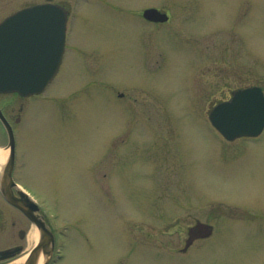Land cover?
Here are the masks:
<instances>
[{"label":"rangeland","instance_id":"obj_1","mask_svg":"<svg viewBox=\"0 0 264 264\" xmlns=\"http://www.w3.org/2000/svg\"><path fill=\"white\" fill-rule=\"evenodd\" d=\"M88 1H71L67 64L25 126L37 158L27 147L23 182L68 235L61 264H152L143 250L169 240L162 222L213 215L215 235L175 264H264V132L231 143L204 118L231 91L264 88V0H107L164 6V26ZM62 130L74 138L62 143Z\"/></svg>","mask_w":264,"mask_h":264},{"label":"water","instance_id":"obj_2","mask_svg":"<svg viewBox=\"0 0 264 264\" xmlns=\"http://www.w3.org/2000/svg\"><path fill=\"white\" fill-rule=\"evenodd\" d=\"M155 9L146 11L149 19L166 21L167 15H160ZM65 15L51 6H36L22 10L0 25V56L6 50L17 48L20 43V67L13 59L4 62L0 59V93L19 92L22 95L41 93L46 89L59 67L65 44ZM20 36V37H17ZM11 38V39H10ZM13 40L17 44L13 45ZM10 42V43H9ZM9 43V45H8ZM0 119L4 122L10 137V157L3 167L0 187L4 196L14 205L32 215L28 206L14 197L11 187L14 169V138L10 124L0 111ZM213 125L228 139L235 140L242 136H257L264 129V94L261 88L253 87L235 93L231 101L217 105L210 113ZM41 233V244L30 256L26 264H35L41 249L51 253L54 243L53 234L44 222L33 215ZM17 252H0V260L14 257Z\"/></svg>","mask_w":264,"mask_h":264},{"label":"flooded vegetation","instance_id":"obj_3","mask_svg":"<svg viewBox=\"0 0 264 264\" xmlns=\"http://www.w3.org/2000/svg\"><path fill=\"white\" fill-rule=\"evenodd\" d=\"M106 1V0H104ZM108 2V1H107ZM39 4H55L62 7L66 12L68 13V24H67V51L64 55L60 72L63 71L67 64L68 60V52L71 51V42L72 39V32L75 28V21L77 18L74 19L73 22V5L71 0H14L12 2L6 1L0 3V23L7 18L8 16L14 14L15 12L19 11L20 9L31 7L34 5ZM108 5H111L110 2L107 3ZM113 8H118L120 10V6L113 5ZM149 7H156L158 9H164L161 6H149ZM149 7H138L137 10L132 9L131 7L125 8L126 13L129 16H133L136 18V20L139 21V18H142L141 14L146 8ZM168 13L171 16V12L168 11ZM72 21V22H71ZM148 22V21H147ZM153 25H160V23H152ZM71 36H70V35ZM69 37H70V43H69ZM82 55V54H81ZM78 56V54H77ZM76 57V56H75ZM79 58V57H78ZM12 95L11 102H8L5 104L1 99L4 98L5 94H0V108L2 109L4 115L7 117L9 122L13 126L14 131V138H15V165H14V181L15 185L12 188V191L15 195V197L22 203L27 204L30 198H35L33 193L29 191L25 187V179H27V170L31 172L30 166V159L28 157L27 159V147H29V153L34 155L35 158H37L36 153L34 152L33 145H32V139L36 134H30L29 132H25V126L30 124V118H31V112L32 108L35 106H38L35 103V100L38 99V96H22L19 93L10 94ZM27 115V116H26ZM26 117V118H25ZM2 125V124H1ZM72 130V129H71ZM61 133V142L67 143L71 141L74 138V134L68 130H62ZM63 137V138H62ZM41 139V137H40ZM4 143V141L1 139L0 143ZM25 147V150L23 149ZM115 152H118L115 150ZM164 153V150L162 151ZM156 159L158 162H164L163 156L161 157L156 156ZM66 161L68 160V157L66 156ZM79 160V159H78ZM114 160L118 161L119 156L117 153H114ZM29 167V169H28ZM163 209V208H162ZM165 212H168L165 208L163 210H159L158 217H161L162 219L166 215ZM35 215H37L40 219L42 217L43 220H45L47 227L55 233V230L53 226L51 225V222L49 218L47 217L46 213L41 209L40 211H36ZM223 216V215H222ZM222 216H211L207 218L206 220H202L200 218H194L192 220L191 224L183 225L181 224V219L175 218L172 224H164L159 226L160 229L163 228L164 230L161 231L163 233V236L169 237V240H163V238L158 237L159 239L157 241H154L157 244V247L161 250L169 249L170 253L172 254H180V253H189L190 250L194 248L195 244L202 239L208 238L212 236L213 233V225L212 221L214 218H220ZM213 226H211V225ZM35 227L32 220L25 215L19 208L13 206L10 204L2 195L0 190V234L3 237V240L1 241V244L3 247L0 249H16L21 248V254L25 253L29 250V252L34 249L35 245L31 249H29V236L32 232V229ZM14 228H17L15 231ZM184 231L185 235L181 236V231ZM176 233V237H175ZM167 234V235H164ZM173 238V240H172ZM182 238V240H181ZM60 249L57 250V242L55 245V250L53 253V256L51 260L47 264H58V259L61 258ZM177 257H173V262H167L168 259L161 257L158 258V262H154L152 264H175L177 261ZM192 259L189 257L188 261ZM116 262V259L113 257L109 258V263ZM108 263V264H109ZM119 264H126L125 261H118ZM0 264H5V262H0ZM190 264V263H189Z\"/></svg>","mask_w":264,"mask_h":264},{"label":"bare ground","instance_id":"obj_4","mask_svg":"<svg viewBox=\"0 0 264 264\" xmlns=\"http://www.w3.org/2000/svg\"><path fill=\"white\" fill-rule=\"evenodd\" d=\"M6 158H7V152L0 150V167H1V164H3L5 162ZM29 238L32 239L33 243H35L37 241L38 232L35 230V228L32 229V232H31ZM24 259L25 258H20L19 260L14 262V264H22Z\"/></svg>","mask_w":264,"mask_h":264}]
</instances>
